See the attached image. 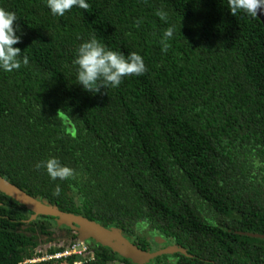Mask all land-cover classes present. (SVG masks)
Masks as SVG:
<instances>
[{
    "label": "trees",
    "instance_id": "obj_1",
    "mask_svg": "<svg viewBox=\"0 0 264 264\" xmlns=\"http://www.w3.org/2000/svg\"><path fill=\"white\" fill-rule=\"evenodd\" d=\"M86 2L87 11L54 16L45 0H0L16 14L13 47L28 59L0 70V175L65 212L118 228L145 251L155 249L141 225L180 249L139 263L90 239L96 259L86 264H264L261 18L231 15L227 0ZM93 37L137 53L144 73L82 90L73 59ZM49 157L73 177L50 180L42 164ZM31 214L0 191V264L40 254V235L55 244L47 252L78 238L68 228L61 240L53 216Z\"/></svg>",
    "mask_w": 264,
    "mask_h": 264
},
{
    "label": "clouds",
    "instance_id": "obj_2",
    "mask_svg": "<svg viewBox=\"0 0 264 264\" xmlns=\"http://www.w3.org/2000/svg\"><path fill=\"white\" fill-rule=\"evenodd\" d=\"M46 7L54 16H63L73 7L87 11L89 4L86 0H45ZM227 8L231 15L238 13L249 18H255L257 14L264 15V0H227ZM156 15L161 19L165 13L157 11ZM17 20L14 12L0 8V70L9 72L20 68L21 64L27 65V57H21V50L13 45L20 42V36L16 33L19 26L14 25ZM173 28L164 30L161 43L166 49L167 40L171 39ZM73 64L76 67V80L82 90L86 92H98L100 88L111 86L118 87L122 78L129 75L139 76L145 71L141 56L137 53H129L125 56L106 48L97 38L93 37L81 42L75 50ZM50 180H66L73 177L72 169L60 164L55 157H49L42 162ZM37 168L41 163L36 164ZM54 195L59 194L57 185Z\"/></svg>",
    "mask_w": 264,
    "mask_h": 264
},
{
    "label": "water",
    "instance_id": "obj_3",
    "mask_svg": "<svg viewBox=\"0 0 264 264\" xmlns=\"http://www.w3.org/2000/svg\"><path fill=\"white\" fill-rule=\"evenodd\" d=\"M264 24V15L257 14ZM0 191L14 198L19 203L32 211L29 220L36 219L39 215L53 216L58 224H64L73 229L81 240H90L94 243L110 247L119 255L132 258L135 262L154 257L163 252L180 250L175 245H168L155 251H145L127 239L118 228L104 227L93 222L81 214L69 213L57 206L50 205L28 194L21 187L0 175Z\"/></svg>",
    "mask_w": 264,
    "mask_h": 264
},
{
    "label": "built area",
    "instance_id": "obj_4",
    "mask_svg": "<svg viewBox=\"0 0 264 264\" xmlns=\"http://www.w3.org/2000/svg\"><path fill=\"white\" fill-rule=\"evenodd\" d=\"M95 254L96 253L92 246H90L86 241L77 238L61 250L53 252L44 251L40 254L36 253L33 257L24 259L20 262V264L45 262L64 264L63 261L68 259H72L71 261L73 264H86L96 259Z\"/></svg>",
    "mask_w": 264,
    "mask_h": 264
},
{
    "label": "rangeland",
    "instance_id": "obj_5",
    "mask_svg": "<svg viewBox=\"0 0 264 264\" xmlns=\"http://www.w3.org/2000/svg\"><path fill=\"white\" fill-rule=\"evenodd\" d=\"M52 224L54 225L53 226V232H55V234H57L59 237H61V240H62L64 237L63 234L65 233V231L69 227L64 225V224H58L56 220H54L52 222ZM140 228H141L142 232L146 233V235L150 239H152L151 241L153 242L152 244H153V248L155 250H159L165 245L166 246L171 245V244H169L168 240H164L159 234L151 231V228L148 227L147 225H141ZM71 230H73V229H71ZM73 232H75V231L73 230ZM47 238L48 237L46 235H40V237H39V243H40V249H41L40 251H42V252L45 251L47 246H55V244L50 243ZM40 264H42V263H40ZM48 264H57V263L50 262ZM107 264H122V263L119 260H114V261H108Z\"/></svg>",
    "mask_w": 264,
    "mask_h": 264
},
{
    "label": "flooded vegetation",
    "instance_id": "obj_6",
    "mask_svg": "<svg viewBox=\"0 0 264 264\" xmlns=\"http://www.w3.org/2000/svg\"><path fill=\"white\" fill-rule=\"evenodd\" d=\"M147 238H148V240H150V242H151V244H152V243H153V242L151 241L152 239H150L148 236H147ZM162 238H163V237H162ZM163 239H164V238H163ZM154 240H155V239H154ZM164 240H166V239H164ZM167 245H168V244H167ZM152 246H153V244H152ZM164 247H166V245H165ZM164 247H163V248H164Z\"/></svg>",
    "mask_w": 264,
    "mask_h": 264
}]
</instances>
